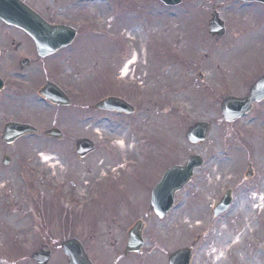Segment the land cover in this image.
I'll list each match as a JSON object with an SVG mask.
<instances>
[{"label":"rangeland","instance_id":"374dc122","mask_svg":"<svg viewBox=\"0 0 264 264\" xmlns=\"http://www.w3.org/2000/svg\"><path fill=\"white\" fill-rule=\"evenodd\" d=\"M27 3L44 16L49 6L59 15L68 11L66 17L103 28L104 43L90 35L77 59L64 52L42 70H29L20 79L26 85L20 100L0 94V264H35L32 254L43 245L53 251L50 264H68L61 244L72 236L98 264H165L167 252L191 245L199 236L204 241L195 249L194 264H264V117L251 115L239 132V126L224 120L215 100L217 94L244 93L250 72L264 70V5L236 0H187L174 8L158 0ZM214 10L228 25V35L221 39L209 36ZM17 31L0 21V35ZM134 57L136 63L121 79ZM229 70L233 79H226ZM0 73L6 79L10 70L0 64ZM55 75L78 105L94 104L114 92L115 81L144 107L129 118L104 115V125L102 114L94 111L86 116L75 108L69 116L57 117L36 97L40 85ZM61 118L66 141L43 133L12 147L1 141L7 122H28L43 132ZM197 121L212 123L203 144L185 137ZM84 136L98 147L80 161L70 140ZM195 153L204 155L205 164L177 194L170 220L159 221L151 210L146 214L154 181ZM6 154L12 157L8 167L2 163ZM249 163L257 171L252 179L246 177ZM85 180L90 185L82 196ZM229 189H235L233 204L215 218L213 207ZM139 220L150 239L153 232L162 236L158 252L146 242L142 255L124 257L128 231Z\"/></svg>","mask_w":264,"mask_h":264},{"label":"water","instance_id":"95a60500","mask_svg":"<svg viewBox=\"0 0 264 264\" xmlns=\"http://www.w3.org/2000/svg\"><path fill=\"white\" fill-rule=\"evenodd\" d=\"M168 5H177L181 0H162ZM259 1L264 0H246ZM0 18L9 24L16 25L24 30H27L35 38L38 49L42 55L53 52L59 46L67 43L70 37L67 31L63 28L53 27L47 24L37 13L30 9L27 5L19 0H0ZM210 34L212 36H222L225 33L224 21L220 18L218 12L212 15L209 22ZM68 37V38H67ZM47 42V45H46ZM0 79V89L2 88ZM40 93L55 103H67V97L55 84L48 83L40 90ZM264 98V76L252 87L247 98L229 97L223 103V112L227 120L233 121L242 117L250 108L254 99L261 100ZM127 104L117 98H108L97 104V108L127 110ZM37 130L27 124L9 123L4 131L3 140L9 144L13 143L17 138L36 132ZM210 131V125L206 122H197L191 126L187 132L188 140L193 143L203 142ZM46 134L61 137L62 134L58 129H52ZM95 145L88 139H82L77 144L78 153L82 156L85 153L92 152ZM5 164L10 163V158L5 157ZM204 159L200 155H191L184 165H177L168 169L162 180L154 190L151 205L159 215L163 216L168 211L173 202L175 193L186 185L193 177L195 169L201 167ZM231 201V192H226L222 201L215 209V215H219L227 209ZM142 224L139 223L129 233V243L127 252H139L143 240L141 236ZM64 253L67 255L70 264H94L88 257L85 248L77 239H69L62 245ZM126 252V253H127ZM51 258V252L44 249L36 252L33 259L38 264H47ZM190 250H180L170 257L169 264H189Z\"/></svg>","mask_w":264,"mask_h":264},{"label":"flooded vegetation","instance_id":"af4514ba","mask_svg":"<svg viewBox=\"0 0 264 264\" xmlns=\"http://www.w3.org/2000/svg\"><path fill=\"white\" fill-rule=\"evenodd\" d=\"M24 1L27 2V0H24ZM53 1L55 2L57 0H53ZM186 1L187 0H184L183 3H185ZM98 7L100 9V12H98V13L103 14V12H104L103 7H101V6H98ZM45 11H46L45 12L46 14H45V16L43 15V17L46 19V21L48 23L53 24V25H67V26L74 28L76 31L75 38L68 46L58 50L54 55H52L50 57L43 58V57L38 55L36 44H35L34 40L32 39V37L27 32H25L23 30H19L17 32H8V33L6 32L7 34L0 35V64H4L6 66V69L10 70L8 77L6 79L3 78L4 79V89L2 91H0V94L7 93L8 95L6 97H18L20 100V96H22V94L24 93L23 87L26 86L25 84L20 82V79L22 78V76L24 74L27 73V75H28L29 70L33 69L36 66H37V68L42 70L45 62H47L48 60L54 59L56 56L59 57V55L64 53V52H68V56H69L70 60L77 59L79 52L80 51L83 52L87 48L90 35H92V36L96 35V36H103L104 37L103 28H102V30H99L98 28H96L95 25L83 24L85 22L84 20H76V19H73L72 17H66V15H69L68 11H65V13H61L63 15H59L57 12L52 11L49 6H46ZM78 13L80 15L86 16L85 15L86 12L84 10L78 11ZM100 39H102V38L100 37ZM102 42H103V39H102ZM83 46H85L84 49L82 48ZM25 60H28V63H26ZM228 69H230V68H228ZM229 71H230V74L226 75V79H231L233 76L232 74L235 75L234 72L232 73V70H229ZM263 74H264V70L258 71V72H250L249 77L247 78V81L250 80V82L244 88L245 92L244 93L236 92V93H230V94H234L235 96H238V97L246 96L249 93L251 86ZM199 80L202 81L200 78H199ZM203 80H204V76H203ZM47 81H53L54 83L63 87L64 90L66 91V93L69 95L71 101H72L70 106L53 105L39 95V93H38L39 89L41 88L42 85H44V83L42 85H40V87L37 91L38 96H36V97H39L41 100H43V102H45L54 113H56L57 117H59L61 114L65 115V117H67L71 114V111L75 108L78 109L80 112L84 113V115H86V116H88V115L92 116L93 115L92 111H94V113L96 112V113L102 114V123L104 125V115H115L118 117L129 118V117H133V116H136L137 114H139V110L144 107L143 105H141L139 103L132 102L133 100L128 96V94H126L127 93L125 90L126 87L123 85H116L115 81H111L112 87L114 88V92L106 93L105 95H103L102 98H105L107 96H117V97L124 98L134 105V107H135L134 113L126 114V113L107 111L104 109L103 110H97L95 107V103L102 98L96 99L94 104L90 103L88 105H83V106L78 105L80 103L79 100H77L75 98V96L70 95V92H68L67 88L59 82L57 75H55L54 79L47 78L45 82H47ZM245 85H243V87ZM123 90H125L126 93H124ZM103 92H104V88H103ZM230 94H227V95H230ZM227 95L221 96V94H217V97L215 98L216 102L221 103L222 100ZM81 97L83 99H85V96H81ZM251 115H255L257 118H263L264 117V100L260 103H254L252 111L243 120H245L246 118H249ZM65 120H66V118H65ZM123 120H125V119H123ZM243 120H239V121L233 123V125H235L236 127L239 126V132L242 131V129H240L241 128L240 125H241ZM25 123H28V122H25ZM63 124H66V123L63 122V119H62V121L56 122L53 125V127H58V128L63 130L64 136H63L62 141H66L68 136H67V132H65V130L62 128V127H64ZM77 140L78 139L75 137L71 138L70 143L75 141V145H76ZM249 167H250L251 171L248 173V176H249L248 178L252 179L257 175L256 174L257 171L254 169V165L252 163H249ZM160 179L161 178H157L154 181L153 188L157 185V183L159 182ZM153 188H152V190H153ZM152 190H151V192H152ZM232 190H233V194H234L235 189H232ZM261 199H263V198H260V201H261ZM261 202H262L261 204L264 205V202L263 201H261ZM149 210H151V209L149 207H147V210H146L147 213L146 214H148ZM171 212L172 211H170L164 219H162V220L158 219V220L159 221H163V220H167V219L170 220ZM152 214H154V213L152 212ZM163 230H166L167 232H169L170 229L166 228L164 226ZM143 236H144L145 242L150 243L151 246L154 247V250H155L154 252H158V250L155 248H158V243H160L163 239L162 236L158 235L156 232H153L152 238L150 239L149 235H147V233H146L145 228L143 230ZM201 241H204V238L202 236H199L195 242L196 245H195L194 251ZM186 246H189V245H186ZM182 247H184V246L178 247L175 250L182 248ZM172 252L173 251L167 252L168 256H167V260H166L165 264H168V257L170 255V253H172Z\"/></svg>","mask_w":264,"mask_h":264},{"label":"bare ground","instance_id":"6f19581e","mask_svg":"<svg viewBox=\"0 0 264 264\" xmlns=\"http://www.w3.org/2000/svg\"><path fill=\"white\" fill-rule=\"evenodd\" d=\"M135 32H136V33H134L133 36H136V34H138V30H135ZM135 62H136V58H134V59L128 64V66H127V67L125 68V70H124V74H125V75L127 74L130 65L134 64ZM261 201L264 202V198L261 199ZM249 214H250V211L247 212L246 217H249ZM27 222H28V224L30 223V218H28V219L25 221V225H27ZM235 245H236V244H235Z\"/></svg>","mask_w":264,"mask_h":264}]
</instances>
